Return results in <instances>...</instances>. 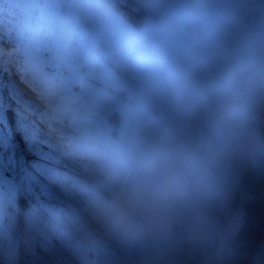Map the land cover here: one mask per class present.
I'll return each instance as SVG.
<instances>
[{
	"label": "clouds",
	"instance_id": "9594fccd",
	"mask_svg": "<svg viewBox=\"0 0 264 264\" xmlns=\"http://www.w3.org/2000/svg\"><path fill=\"white\" fill-rule=\"evenodd\" d=\"M119 2L65 0L66 14L54 12L62 26L75 17L119 35L103 54L120 75L66 149L87 182L50 174L69 207L22 209L0 187V264L52 238L62 248L36 264H182L183 253L213 264L238 232L242 181L264 171V0H131L142 20L132 32Z\"/></svg>",
	"mask_w": 264,
	"mask_h": 264
},
{
	"label": "rangeland",
	"instance_id": "374dc122",
	"mask_svg": "<svg viewBox=\"0 0 264 264\" xmlns=\"http://www.w3.org/2000/svg\"><path fill=\"white\" fill-rule=\"evenodd\" d=\"M15 32H16V37L14 39L15 45H12L7 41V38L12 36L11 31L7 32L6 35L0 36L1 37L0 53H1L2 60L3 61L5 60L4 61L5 64L9 63V58H13L16 62L20 61L21 59H30L31 58L32 60L35 59V62L38 61L39 63H41L42 65L40 67H42V68L45 67V60H44V57H42V56H44L43 54L45 53V48L41 47V48L37 49L35 46H33L34 44H32V46L31 45L29 46V44H28V43H32L34 33H28V31H25V33H23V32H21L20 28L17 31L15 30ZM79 36L82 37V34L79 31H76L74 33V39H76V44L78 41L79 46H82V45H84L83 38H80ZM4 39H5V42L10 44V46H8L7 48L5 47ZM28 54L30 55V58L28 57ZM73 54H75V51L71 52L70 55H73ZM4 56L6 57V59L3 58ZM101 65H102V63H101V60L99 59L98 69L96 68L93 72H90V74H89L93 79L98 80L99 85H95V84L89 83V82H87L86 84L82 83V85H81V90H84L85 95H87V97L90 99L91 103H94V104L96 103L95 94L105 92L102 89L103 84L111 85V88H112L111 77H114L113 74H111V71H101V69H100ZM5 71H6V69L3 68L2 73ZM95 72H99L100 75H96ZM21 75H22V71H19L18 77H20ZM24 77H27L26 83L28 85L34 86L36 91L41 90L40 78L39 77L35 78L34 73L29 75V76L24 75ZM53 103H54V101H53ZM53 103L50 104L49 102H46V104H50L51 106L53 105ZM81 105H83L82 101L79 103V107H81ZM88 107H90V106H88ZM86 108L87 107H84V109H86ZM28 111H29V109H28ZM79 118L76 119V122L73 123V126L69 127L67 125L69 129H72L73 131H78L77 132L78 134H80V128L77 126V121ZM28 133L31 134V129L29 130ZM66 134L70 135L69 132H66ZM71 167L77 168L79 166L75 162H73ZM79 169L83 172L81 167ZM48 171H49V169L46 167L45 176L48 175ZM65 178L67 179V177H65ZM68 180L73 181L74 179L70 178ZM82 182L86 183L87 180H82ZM57 186H59V185L57 184ZM59 188H60V186H59ZM60 190H61V188H60ZM56 206H57V208H61L58 205H56ZM243 215L244 214H243V211H241V209L233 210L231 213V216H230L231 223L233 225L238 224L239 228H240L241 223H242V219H243ZM239 228H238V230H239ZM236 237H237V234H236L234 239H232L231 236H229L227 244L221 250L220 259L214 260L213 264H235V259H236L237 254H238ZM50 248H54V249L59 250L62 248V242L56 238H52L51 240H39L38 239L32 244L30 249H25L23 246H21L20 251H19V255H18V264H36L37 261H41V262L46 261L48 259L47 250ZM263 259H264V245L261 248V253L258 256V258L256 259L255 264H263V262H262ZM180 260H181L182 264H197L196 259H194L192 256H190L188 253L181 254ZM199 264H203V261L201 260L199 262Z\"/></svg>",
	"mask_w": 264,
	"mask_h": 264
},
{
	"label": "flooded vegetation",
	"instance_id": "af4514ba",
	"mask_svg": "<svg viewBox=\"0 0 264 264\" xmlns=\"http://www.w3.org/2000/svg\"><path fill=\"white\" fill-rule=\"evenodd\" d=\"M10 1L11 0H5L6 3ZM130 2L131 0H120V2L117 5L124 6L127 3L130 5ZM132 10L134 13H136L133 9V6H132ZM51 13H54V12H51ZM124 25L127 31L129 32L135 31L128 22L124 21ZM78 26L79 25H77L76 27ZM76 27L74 28L70 26H65L66 30H71L72 28H74L75 30L81 31V29H76ZM92 35L95 36L94 39L97 42H99L101 45L110 43L117 39H121L119 35H106V34L98 33L96 31H92ZM67 65L70 70L72 71L77 70V63L75 62V60L68 61ZM63 75H62V78L66 77L65 73H63ZM70 76H72L71 78H74L75 74L71 73ZM0 93H1V89H0ZM17 98L18 97H17L16 92H13V91L11 92L10 96H6L5 99H2L1 94H0V171L3 170V166H7V164L11 163V168H12L11 169L12 173L10 174L11 180H13V182L16 183L20 175V174L18 175V171L21 166H22L21 174L23 176H26V174H24L25 172L29 176V170L25 169V167H27L28 164L38 166L39 172H35V170H32L33 174H32L31 180L33 181L32 183L33 194L30 190H28L26 193L25 190H23V188H18L19 187L18 185H17V190H16L17 197L20 194L24 195L29 200L30 206L35 207L36 202L39 199H45V164H48V165L51 164L50 159L52 158L45 157V150L46 149L49 150V148L45 145V136H47L45 132L41 133V137L39 136L29 137L25 129L19 130L20 122L22 121L23 125H27V121L25 117L20 116L19 118L18 116L19 105H18ZM22 106L20 108H23ZM7 110H11V111L13 110L15 112L16 121L14 124L10 123V120L6 114ZM8 129H10V133H9L10 143H11L10 152L12 153L10 156V160H8L5 156L1 157L2 151L4 149L2 147L9 145L7 143V135H6V132ZM58 139L64 140L66 138L64 136H60ZM29 149L31 150L32 153L29 152ZM60 168L63 171H70L74 173L71 169L66 168L64 165H61ZM36 194L38 195L42 194V195L39 197H36Z\"/></svg>",
	"mask_w": 264,
	"mask_h": 264
},
{
	"label": "trees",
	"instance_id": "16d2710c",
	"mask_svg": "<svg viewBox=\"0 0 264 264\" xmlns=\"http://www.w3.org/2000/svg\"><path fill=\"white\" fill-rule=\"evenodd\" d=\"M235 209H241L244 214L236 237L235 264H255L264 245V171L244 178L234 202Z\"/></svg>",
	"mask_w": 264,
	"mask_h": 264
}]
</instances>
